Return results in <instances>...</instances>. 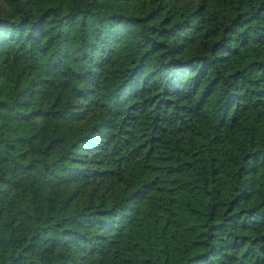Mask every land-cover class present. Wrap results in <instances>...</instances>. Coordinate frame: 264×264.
Returning <instances> with one entry per match:
<instances>
[{
    "label": "trees",
    "instance_id": "obj_1",
    "mask_svg": "<svg viewBox=\"0 0 264 264\" xmlns=\"http://www.w3.org/2000/svg\"><path fill=\"white\" fill-rule=\"evenodd\" d=\"M0 264H264V0H0Z\"/></svg>",
    "mask_w": 264,
    "mask_h": 264
}]
</instances>
